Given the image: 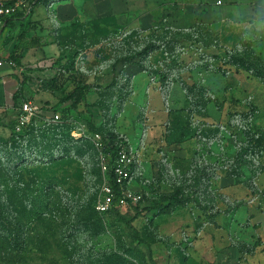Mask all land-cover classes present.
<instances>
[{
	"label": "rangeland",
	"instance_id": "1",
	"mask_svg": "<svg viewBox=\"0 0 264 264\" xmlns=\"http://www.w3.org/2000/svg\"><path fill=\"white\" fill-rule=\"evenodd\" d=\"M17 1L30 9L32 0ZM207 1L48 0L33 7L35 17L45 18L42 35L51 44L26 51L24 67L66 59L103 88L92 89L66 119L54 120L48 112L23 136L0 135V264H178V247L170 240L178 237L188 217L210 204V178L226 169L242 147L241 128L247 125L240 112L256 105L255 125L264 127V85L246 73L230 77L233 89L216 95L223 100L218 114L201 106L208 92L192 88L184 93L173 82L182 70L207 62L195 48H186L188 39L205 44L220 40L200 27V35L185 30ZM25 23L16 21L8 30L0 61ZM180 24L181 29L176 27ZM245 37L264 60V23L249 28ZM147 44L154 49L144 57L116 62ZM53 72L28 74L23 96L17 98L55 105L59 93L41 87ZM136 75L140 80L134 84ZM15 76L17 91L22 77L16 70ZM185 94L190 100L180 104ZM4 113V121L13 116ZM90 124L119 133L135 155L129 188L138 190L143 201L138 210L135 205L121 210L124 219L95 208L110 171ZM175 190L187 197L185 204L167 213L153 206Z\"/></svg>",
	"mask_w": 264,
	"mask_h": 264
},
{
	"label": "crops",
	"instance_id": "2",
	"mask_svg": "<svg viewBox=\"0 0 264 264\" xmlns=\"http://www.w3.org/2000/svg\"><path fill=\"white\" fill-rule=\"evenodd\" d=\"M216 1L208 0L198 13H194L192 21L185 26V30L200 26L204 34L213 35L220 40H216L215 44H205L201 40H187L184 43L186 48H195L207 62L195 69L182 70L179 79L173 82L182 86L184 93L187 87L191 86L204 89L210 94V99L206 101L204 107L214 108L218 114L219 108L223 107V100L220 101L216 95L233 89L230 77L240 73L254 77L241 69L222 65L216 55H221L225 49L235 47L241 39L252 41L245 36L249 28L260 22L264 23V0H220V4ZM32 11L33 8L28 10L20 8L11 19L6 20L0 33V47L7 38L8 30L15 27L16 21L26 20L22 29L26 27L28 21H40L45 28V18L35 17ZM180 26L182 25L176 27L181 29ZM31 34L30 31L26 36ZM16 39L7 55L1 57L0 68L5 67L3 70L5 72L2 71L3 73L0 74V116L4 115V112L10 114L13 94L18 86L15 70L20 72V69L7 62ZM27 43L26 37L22 42V63L26 51L40 49L28 48ZM139 78L140 76L137 75L132 78L134 84L138 83ZM218 81H221L220 85ZM168 82H170L169 75L166 74V83ZM25 98L31 100L28 96ZM180 99L182 100L180 104L184 105L189 101L186 94ZM45 113L42 112V115ZM9 134L7 128L0 127V135ZM183 151L180 150L178 155L183 156L185 154L182 153ZM261 162L264 165V157ZM244 172L246 176L241 180L226 176L223 170H218L216 176L210 179V204L197 210L194 216L188 217L189 221L186 220V223L178 229V237L175 238L177 241L170 240L174 247H178V256L174 253L179 260L178 264H264V170L253 176L251 180H247L251 177L248 169L245 168Z\"/></svg>",
	"mask_w": 264,
	"mask_h": 264
},
{
	"label": "trees",
	"instance_id": "3",
	"mask_svg": "<svg viewBox=\"0 0 264 264\" xmlns=\"http://www.w3.org/2000/svg\"><path fill=\"white\" fill-rule=\"evenodd\" d=\"M15 1L17 0H9L10 3H13ZM47 1L48 0H32L30 1V9L39 4H45ZM16 15H18V13H16ZM197 27L200 26H195L190 31L196 33L197 35H200L201 31H198ZM44 30L45 28L43 27L42 22L28 21L26 27L19 31L13 50L9 54L7 59L8 63H12V66H17L20 69V75L22 77L19 87L12 98L13 106L11 112L13 116L10 117L8 121H4V117H0V127L7 128L11 137L23 136L26 133L28 127L34 121L45 116L44 114L41 115L40 113L37 117H34L27 125H25L20 132H16V117L19 114V109L21 107L22 102L27 99L23 97L19 100L16 95L22 94L23 96V86L30 80L28 74L34 71H42L45 69L54 70V72L49 77L41 81V87L43 88V90L46 91L58 92L59 98L55 105L49 107L48 105L44 104V106H41V110L42 112L46 113H58L60 118L62 119L68 118L72 111L76 112L79 106L85 102L88 93L92 89L99 90L103 88L99 84L97 85L90 82L89 75L77 70L74 65L68 63L66 59L50 58L48 60L50 61V65L46 67H24L21 55L23 50V40L27 37L28 48L44 49V47L49 46L51 44V41L47 40V38H44V36L42 35ZM30 31L32 32V34L26 36L27 33ZM251 46V41L241 39L235 47L231 49H225V51L221 55H216V58L218 61H221L222 65H230L235 67L236 69H241L252 75V77L256 78L264 85V60L262 59V57H260L257 53L253 51ZM152 49H154V46L151 44H147L141 50L135 53L118 58L116 62L126 63L129 60H134L138 57H144L145 55L149 54ZM160 77L162 78V80H165L164 75H160ZM116 80V77H114L111 82L112 86L117 83ZM192 88H194L195 91L206 92L204 89L195 86L187 87L186 91H192ZM206 101L201 105L202 107L205 106ZM256 110V107L252 105L250 106L249 111L240 112L243 119L246 121L244 124L247 125V128H241L242 140L240 141V143L241 145H243L238 151L234 153L233 162L229 163L226 169H220L223 170V173L226 176L234 177L237 180L245 178V168L248 169L249 174L251 175V177H249L247 180H251L253 176L257 175L259 172L264 170V165L261 162L262 158L264 157V127H259L255 125L254 119L256 115ZM88 128L89 130L93 131L92 134H99L102 137V152L107 157V163L110 171L118 149L122 146L127 147V143L124 137L116 131L104 132L99 128L93 127L91 124ZM109 181L115 188L111 174L109 177ZM141 201H143V197L141 198ZM186 202L187 197L182 196L178 190H175L172 193L164 194L160 198L156 199L153 206L159 207L161 211H166L167 213L170 212L175 205H182ZM138 204L135 205L136 210H138ZM120 211L121 210L117 206H113L106 212H112L118 215L121 219H124ZM126 223L130 225L131 222L130 220H126ZM151 259L153 260L152 257ZM154 264L157 263L154 262Z\"/></svg>",
	"mask_w": 264,
	"mask_h": 264
},
{
	"label": "built area",
	"instance_id": "4",
	"mask_svg": "<svg viewBox=\"0 0 264 264\" xmlns=\"http://www.w3.org/2000/svg\"><path fill=\"white\" fill-rule=\"evenodd\" d=\"M20 8V1L10 3L9 0H0V33L6 20L11 18ZM8 64L12 65V63ZM0 65H2V61H0ZM40 113L42 114V110L38 104L29 99L24 100L19 109V114L16 117V132H20L25 125ZM52 118L58 120L60 116L58 113H53ZM91 137L97 149L102 152V137L99 134H92ZM102 154V162L108 167L107 157L103 152ZM134 165V153L128 147H120L110 169L115 188L110 181L102 187L99 199L95 203V208L98 211L106 212L113 206H117L120 210H126L128 207L140 202L142 197L141 193L138 190H132L129 188V182L132 177V167Z\"/></svg>",
	"mask_w": 264,
	"mask_h": 264
}]
</instances>
